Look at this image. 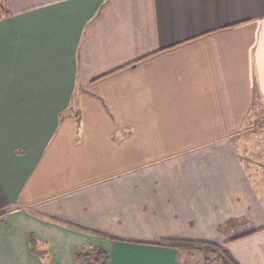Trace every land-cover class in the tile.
Segmentation results:
<instances>
[{
    "label": "crops",
    "instance_id": "1",
    "mask_svg": "<svg viewBox=\"0 0 264 264\" xmlns=\"http://www.w3.org/2000/svg\"><path fill=\"white\" fill-rule=\"evenodd\" d=\"M0 3V264H264V0Z\"/></svg>",
    "mask_w": 264,
    "mask_h": 264
},
{
    "label": "trees",
    "instance_id": "2",
    "mask_svg": "<svg viewBox=\"0 0 264 264\" xmlns=\"http://www.w3.org/2000/svg\"><path fill=\"white\" fill-rule=\"evenodd\" d=\"M2 5L0 3V13H2ZM156 244L168 245L179 251L190 252L198 250L209 249L211 252L215 253V258H217V263L219 264H238L235 260L229 255L227 250L222 244H214L205 241H192V240H183V239H162ZM191 255V254H189ZM76 258L83 264H108L109 255L107 251L101 247L93 248V251L88 252H77ZM203 264H210V258L204 257Z\"/></svg>",
    "mask_w": 264,
    "mask_h": 264
},
{
    "label": "rangeland",
    "instance_id": "3",
    "mask_svg": "<svg viewBox=\"0 0 264 264\" xmlns=\"http://www.w3.org/2000/svg\"><path fill=\"white\" fill-rule=\"evenodd\" d=\"M249 126H252L251 124H249ZM254 129H259V128H264V121H260V122H257V124L256 125H254V126H252ZM81 252H92L93 251V248H90V247H88L87 248V250H80ZM186 253V251H181L180 252V254L181 255H183V254H185ZM189 254H191V255H194V257L196 258H201V259H203L204 257H209V258H211L213 255H215V253L214 252H211V251H207V250H196V251H191V253L190 252H187V256H189Z\"/></svg>",
    "mask_w": 264,
    "mask_h": 264
}]
</instances>
